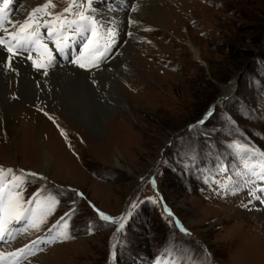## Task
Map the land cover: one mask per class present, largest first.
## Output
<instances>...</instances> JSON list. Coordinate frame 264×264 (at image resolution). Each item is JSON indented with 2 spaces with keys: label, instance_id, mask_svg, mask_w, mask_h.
<instances>
[{
  "label": "rangeland",
  "instance_id": "374dc122",
  "mask_svg": "<svg viewBox=\"0 0 264 264\" xmlns=\"http://www.w3.org/2000/svg\"><path fill=\"white\" fill-rule=\"evenodd\" d=\"M152 1L167 6L165 29L134 5L125 16L135 23L121 17L111 48L128 69L116 86L131 113L118 98L101 119L34 108L42 131L36 116H19L0 137L6 181L19 178L21 201L40 218L15 240L44 242L35 264H253L246 246L264 243V0ZM67 3L51 0L49 12Z\"/></svg>",
  "mask_w": 264,
  "mask_h": 264
},
{
  "label": "bare ground",
  "instance_id": "6f19581e",
  "mask_svg": "<svg viewBox=\"0 0 264 264\" xmlns=\"http://www.w3.org/2000/svg\"><path fill=\"white\" fill-rule=\"evenodd\" d=\"M31 2V0L22 2L14 14L13 20H23L27 13L35 7ZM163 2L152 0L144 2L138 1L135 5L140 14L154 19V21H157L160 26L165 29L162 22L167 6L163 4ZM125 15L128 16L131 14H111L109 21H106V17L101 15L104 33H106V30L110 33L108 35L105 34V36L108 39H110V37L114 39L116 48H118L117 41L119 40L118 42L121 43L120 37H122L124 34L123 32H125L127 22L130 21L128 17L126 19ZM122 16L125 26L123 31H121ZM130 25L132 24L130 23ZM187 46L195 56V59L201 62L200 53L197 48L190 41H187ZM126 50L125 48L121 50V52H125L123 56H127V59H129L128 61L130 62L131 60V62H133L131 53H128ZM5 57L6 55L0 50V61L5 60ZM123 63L124 61H122L120 55H118L98 70L92 72H81L79 71L81 69L64 65L61 68L48 69L47 76H44L43 73L32 71L30 69V64L26 63L24 65L23 61L21 62L19 58H13L14 72L8 71L4 64H0V137L7 138L9 129L13 126L11 122L19 116H22V118L36 116L38 118L36 122V131H42L43 115L40 116L36 114L34 108H38L40 111L44 110L45 113L48 112L56 116L62 115L66 119H101L104 115H107L108 112H114L113 107L110 108V101L111 103L113 101L116 104L120 102L118 104L120 108L127 113H131L127 106V100L125 99L123 91L116 86V81L120 76L127 77L128 75V69L124 68ZM118 64L119 67H117ZM130 66L132 65L130 64ZM132 68L134 67L132 66ZM111 69L112 71H110ZM231 86L233 90V84H230L228 88ZM95 89H98L97 92ZM112 98H118L119 102ZM116 165L122 167L117 159ZM49 166L50 161L48 156H46L43 169L41 171L39 170L40 174L49 176ZM262 220L264 221V217L258 218V222ZM259 231L264 233L261 229L259 230L258 227L257 232ZM255 237L259 238L260 236ZM251 239L250 242L253 241V238ZM250 244L251 246H246L248 247V253L250 255H248V257H246L248 259L245 260H254L255 258L252 262L253 264H256V261L257 263L261 261V264H264V243L253 245L252 242ZM9 250H11V248H9ZM9 250L1 251L0 249V253H5L4 256L0 257V264H35L38 259L36 257L26 259V255L23 253L19 256V260H16L14 256L6 255ZM14 252L16 253L17 251L15 250Z\"/></svg>",
  "mask_w": 264,
  "mask_h": 264
},
{
  "label": "snow or ice",
  "instance_id": "6c2138e0",
  "mask_svg": "<svg viewBox=\"0 0 264 264\" xmlns=\"http://www.w3.org/2000/svg\"><path fill=\"white\" fill-rule=\"evenodd\" d=\"M51 0L48 3H45L43 6H38L32 9L31 12L27 13L25 18L21 21H15L9 19V16L6 12L8 7L13 3V0H0V48H2L6 52L5 60L0 61V64H4L8 71L14 72L15 68L13 65V58L22 56L24 53H28V59H32L31 50L33 46L37 44H41V37L50 36L52 33L51 28H46V31L41 32L39 29V24L35 28H32L30 23L32 17L36 14L45 10V14L48 16L54 15L53 13L47 12L46 10L50 6ZM72 3H75L76 0H71ZM136 9H132L135 11ZM72 7L71 4L68 8L63 10V13H71ZM63 13L55 14L57 19H60L63 16ZM79 17V20H71L67 22V26H61L60 31L63 32L65 30L70 32H80V31H88L90 25H95L98 22L93 20L91 16L84 15V10L78 11L75 13ZM41 22L45 25L51 24V20H44L40 18ZM7 21L9 24H12V29L6 28L4 26V22ZM130 23H135V21H130ZM18 26V30H17ZM32 29L29 31V29ZM92 34H95V29L93 28ZM106 35L110 34L108 30H106ZM8 37V38H6ZM10 38V39H9ZM65 41H69V37H63ZM43 47H47V45H42ZM63 51V49H59ZM73 63H77V61L73 60ZM33 66L37 69H45L46 66L44 64L39 63L38 61H32ZM50 66V65H49ZM81 68H85L86 65L84 63H79ZM98 66V65H94ZM44 76L48 75V72L45 70L43 72ZM207 115H211L209 112ZM207 115L205 119L207 118ZM203 123V121H201ZM264 155V154H262ZM12 169H3L0 168V242H4L6 237L11 239L8 236L9 229L6 227L10 223H21L23 222L26 226L30 227H39L37 223H35V214L29 216V209H25L23 207V203H33V201H21L19 192L16 189L19 187L18 179L17 182L13 183L11 180L6 181V174L8 176L12 175ZM35 175V174H33ZM261 179H264V167H262V171L260 173ZM7 185H11V187H7ZM7 189V191H6ZM262 193H264V189H260ZM67 215V214H66ZM100 217L105 220H111L112 218L100 213ZM63 235V234H62ZM67 238V237H66ZM35 243V242H33ZM27 245L25 246V248ZM25 248H19L16 251L23 254ZM5 253H0V257L4 256ZM7 255L15 256L16 253H7Z\"/></svg>",
  "mask_w": 264,
  "mask_h": 264
},
{
  "label": "water",
  "instance_id": "95a60500",
  "mask_svg": "<svg viewBox=\"0 0 264 264\" xmlns=\"http://www.w3.org/2000/svg\"><path fill=\"white\" fill-rule=\"evenodd\" d=\"M237 80V78H235L233 81H231V82H234V81H236ZM224 99V97H222L221 99H219V100H223ZM212 111H213V108H210L209 110H207V112L200 118V120H199V123H201V121H205L210 115H207L209 112L210 113H212ZM206 115H207V118L205 119V117H206Z\"/></svg>",
  "mask_w": 264,
  "mask_h": 264
}]
</instances>
